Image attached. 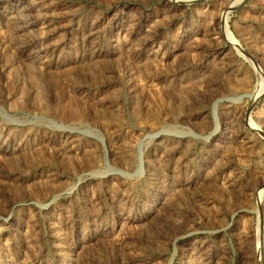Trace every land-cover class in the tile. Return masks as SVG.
I'll return each mask as SVG.
<instances>
[{"label": "rangeland", "instance_id": "374dc122", "mask_svg": "<svg viewBox=\"0 0 264 264\" xmlns=\"http://www.w3.org/2000/svg\"><path fill=\"white\" fill-rule=\"evenodd\" d=\"M0 264H264V0H0Z\"/></svg>", "mask_w": 264, "mask_h": 264}]
</instances>
